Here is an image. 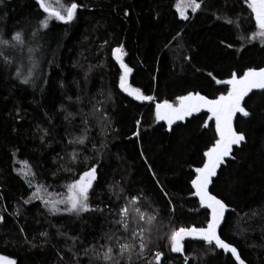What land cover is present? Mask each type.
I'll return each mask as SVG.
<instances>
[{"label": "trees", "instance_id": "obj_1", "mask_svg": "<svg viewBox=\"0 0 264 264\" xmlns=\"http://www.w3.org/2000/svg\"><path fill=\"white\" fill-rule=\"evenodd\" d=\"M71 2L74 20L51 19L44 29L38 0H0V37L9 41L0 45V254L16 264H239L197 238H185L184 254L170 250L173 230L211 218L191 181L219 137L210 112L168 127L155 105L188 93L216 99L227 95L233 74L264 68L251 8L245 0H197L201 7L184 19L178 0H61ZM16 32L24 45L13 47ZM121 61L132 69L127 83L154 100L120 88ZM241 105L249 115L233 119L245 139L209 190L229 207L221 238L245 264H264V89ZM93 165L88 210L45 203L65 199ZM121 243L135 245L131 254L119 253ZM108 247L110 261L103 259Z\"/></svg>", "mask_w": 264, "mask_h": 264}, {"label": "snow or ice", "instance_id": "obj_2", "mask_svg": "<svg viewBox=\"0 0 264 264\" xmlns=\"http://www.w3.org/2000/svg\"><path fill=\"white\" fill-rule=\"evenodd\" d=\"M245 2L251 8L252 13H254L255 23L259 29L258 33H253L252 38H256L257 35L264 38V0H245ZM53 5L56 6L54 7ZM38 6L43 10V14H46L43 19L38 21V27L44 29L48 28L49 20L51 19L63 21L65 23L72 22L78 10L77 3L71 2L66 6L61 3V0H38ZM200 7L201 4L197 3V0H178L177 3V9L184 19H187V8L196 11ZM12 40L15 41L13 47L24 45V39L21 32H16L13 35ZM8 44V40L0 37V45L7 46ZM121 48L114 49V54L120 53ZM32 51L33 49L29 48V52ZM0 56H3V52H0ZM116 58L119 60L120 56L117 55ZM4 59L5 61H8L9 58L5 56ZM121 68L123 69L119 85L121 89L128 92L129 95L134 96L136 100L151 101L155 99L153 96L144 95L138 88H131L127 83V79L129 73L132 72V69L122 61ZM17 75H20L19 69L17 70ZM29 75H31L30 70ZM24 82H28L27 78L24 79ZM224 83L231 85V88L227 95H220L216 99H209L199 93H188L185 96L177 98L179 101L178 104H172L165 100L162 103H157L155 105L156 119L167 121L169 126H171L174 121L184 120L185 117L191 116L193 113L200 111L201 108H207L211 113L210 118H214L215 120V130L219 137L215 140L212 146L204 152L206 159L204 160L202 167L195 169L196 176L195 179L191 181V184L195 189L194 194L199 197L200 203L206 206L207 209L211 210V218L207 221V224L204 227H181L173 230L169 237L170 250L176 253H181L184 251L183 242L186 237L194 239L200 238L210 245L214 244L215 247L223 249L225 252H230L239 264H245V261L241 258L238 250L232 244L222 239L218 233V229L224 219V214L228 209V205L223 200L218 199L217 196L209 192V185L212 182V178L216 176L217 169L224 162L225 157H228L231 154L233 145H239L245 139L243 133H238L234 130L232 123L233 116L237 112L242 113L244 116L249 115L246 109L242 107L241 101L252 89H264V68H250L239 78L233 74L232 78ZM136 123L139 125L140 122L137 121ZM134 135H139V133L136 132ZM79 142L82 144L84 138L81 137ZM23 163L25 168L21 171H23L25 175L30 174V166L26 161ZM95 178L96 168L93 165L91 168L81 173L79 179L74 180L68 185V194L65 199L58 202L46 201L45 203H50L52 210L54 211H59L56 207L57 203H64L66 205L64 209L65 211H86L89 208L87 203L88 191ZM41 187L42 186L37 187V193L41 190ZM37 193H34V195H37ZM120 211L124 216L128 213L127 207L122 208ZM137 211L139 210L137 209ZM140 218L143 219L144 217L141 216ZM0 219H2V217H0ZM124 227L127 228V223L124 224ZM137 231L140 236L139 248L143 251L146 248L144 230L139 229ZM136 235L137 232L134 231L132 236L135 237ZM134 247L135 245L121 243L119 244V253L123 254L128 251L131 254V250ZM112 251V248L108 247L103 253V259L109 261L112 260ZM140 254H142V252L137 255L139 256ZM97 255L99 256L100 254L97 253ZM162 255V253L156 252L154 256L155 261L159 262ZM0 264H16V261L13 258L0 255Z\"/></svg>", "mask_w": 264, "mask_h": 264}, {"label": "water", "instance_id": "obj_3", "mask_svg": "<svg viewBox=\"0 0 264 264\" xmlns=\"http://www.w3.org/2000/svg\"><path fill=\"white\" fill-rule=\"evenodd\" d=\"M117 55H119V56H120V59H121V53H117ZM120 59H119V61H120ZM254 89H255V88H254ZM254 89H252L251 91H249V92L247 93V95H245V96L243 97V99H242V101H241V104L244 102V100L247 98V96H248V95H249ZM202 96H203V95H202ZM201 109H203V110L209 112L207 108H201ZM195 113H196V112H195ZM193 114H194V113H193ZM193 114H192V115H193ZM192 115H191V116H192ZM191 116L185 117L184 120L188 119V118L191 117ZM184 120L174 121L173 124H172L171 126L168 125V122H167V121H165V122H166V124L168 125V127H172L173 125H175V124H177V123H179V122H182V121H184ZM232 123H233V128H234V130L236 131L235 124H234V119H233ZM236 132H237V131H236ZM233 146H234V145H233ZM209 192H211V191L209 190ZM212 194H213V193H212ZM213 195H215V194H213ZM215 196H216V195H215ZM217 198L220 199L219 197H217ZM221 200H222V199H221ZM228 210H229V207H228V209L225 211L224 219H223V221L221 222V225H220V227H219V229H218V233H219V231H220V229H221V227H222V225H223V223H224V221H225V219H226V215H227ZM197 239H200V238H197ZM200 240H202V239H200ZM202 241H203V240H202ZM184 250H185V246H184ZM181 253L184 254V251L181 252Z\"/></svg>", "mask_w": 264, "mask_h": 264}, {"label": "rangeland", "instance_id": "obj_4", "mask_svg": "<svg viewBox=\"0 0 264 264\" xmlns=\"http://www.w3.org/2000/svg\"><path fill=\"white\" fill-rule=\"evenodd\" d=\"M54 6V5H53ZM188 11H193L191 8H187L186 9V15L188 14ZM179 14H180V12H179ZM182 17V16H181ZM238 77V76H237ZM239 78V77H238ZM231 79V78H230ZM230 87H231V85H230ZM132 88V87H131ZM179 103V101L177 102V103H175V104H178ZM173 104V103H172ZM96 176H97V172H96ZM96 179V178H95ZM95 181V180H94ZM94 181L92 182V185H93V183H94ZM92 187V186H91ZM91 189V188H90ZM90 189H89V191H90ZM89 191H88V196H89ZM87 203H88V200H87ZM88 205H89V207H90V204L88 203ZM73 212H76V211H73ZM80 212H83V211H80ZM0 255H2V254H0ZM3 256H5V255H3ZM5 257H9V256H5ZM9 258H12V257H9ZM14 259V258H13Z\"/></svg>", "mask_w": 264, "mask_h": 264}]
</instances>
